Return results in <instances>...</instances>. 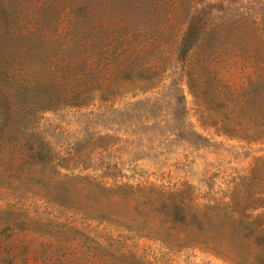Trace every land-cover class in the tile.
I'll list each match as a JSON object with an SVG mask.
<instances>
[{
    "label": "rangeland",
    "instance_id": "rangeland-1",
    "mask_svg": "<svg viewBox=\"0 0 264 264\" xmlns=\"http://www.w3.org/2000/svg\"><path fill=\"white\" fill-rule=\"evenodd\" d=\"M37 84L87 104L0 127V264H264V0H0Z\"/></svg>",
    "mask_w": 264,
    "mask_h": 264
},
{
    "label": "trees",
    "instance_id": "trees-1",
    "mask_svg": "<svg viewBox=\"0 0 264 264\" xmlns=\"http://www.w3.org/2000/svg\"><path fill=\"white\" fill-rule=\"evenodd\" d=\"M186 37V36H185ZM198 39L193 38L192 36H188L187 38H183L181 40V51L191 50L197 43ZM65 91H72L69 86L61 87ZM64 90H59L58 88H53L52 85H27L22 90V97L24 96L23 103H0V127H6L8 122V117L11 115L22 116L26 121H28L27 125L24 126L27 131H33L36 129V126L33 124V119L35 115L39 113H43L46 111H52L59 109L61 107H81L82 105H86L87 102L78 99V96H75L74 99L69 101H64L60 99L52 98L54 94L59 96L62 94ZM77 92V91H76ZM81 96L82 93H78ZM7 117V120L5 119ZM22 118V119H23ZM177 139H185L190 140L191 138H195L196 140H203L199 135L196 133H192V137L185 133H177L174 134ZM109 141H112V137L105 138ZM41 159L44 162L51 161L53 163L54 156H52V150L46 153L45 151H40ZM259 236L264 239V231L259 232Z\"/></svg>",
    "mask_w": 264,
    "mask_h": 264
}]
</instances>
